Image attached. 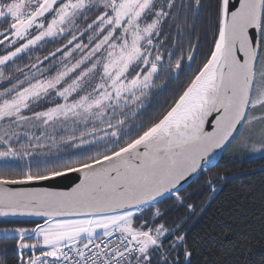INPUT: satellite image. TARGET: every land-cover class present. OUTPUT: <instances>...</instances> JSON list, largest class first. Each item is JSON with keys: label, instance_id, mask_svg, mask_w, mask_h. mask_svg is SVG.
I'll return each instance as SVG.
<instances>
[{"label": "snow or ice", "instance_id": "obj_1", "mask_svg": "<svg viewBox=\"0 0 264 264\" xmlns=\"http://www.w3.org/2000/svg\"><path fill=\"white\" fill-rule=\"evenodd\" d=\"M226 148L264 152V0H0V218L34 224L0 231L19 264H193L181 189ZM173 198L189 215L169 225Z\"/></svg>", "mask_w": 264, "mask_h": 264}, {"label": "trees", "instance_id": "obj_2", "mask_svg": "<svg viewBox=\"0 0 264 264\" xmlns=\"http://www.w3.org/2000/svg\"><path fill=\"white\" fill-rule=\"evenodd\" d=\"M197 33L202 53L206 48L202 25H198ZM187 45L185 40V48ZM192 67L195 70L196 65ZM185 77L182 73L179 80L162 84L156 90L161 94L153 99L145 115L170 104ZM218 177L223 179L216 184L218 191L213 195L206 181ZM186 189L181 191L185 203L195 206V214L184 224L188 243L195 250L193 264H264V157L250 160L226 152L214 169L203 172ZM159 207L169 225L189 215L186 208L175 206L174 198ZM33 226L31 222L0 221V231ZM19 255L14 239L0 237V261L19 264Z\"/></svg>", "mask_w": 264, "mask_h": 264}, {"label": "water", "instance_id": "obj_3", "mask_svg": "<svg viewBox=\"0 0 264 264\" xmlns=\"http://www.w3.org/2000/svg\"><path fill=\"white\" fill-rule=\"evenodd\" d=\"M228 151V149H219L217 150L213 156L210 159V165H205V167H209V170L214 169L218 163L221 161L223 155ZM203 172H201L199 174V176L202 174ZM196 180V179H195ZM195 180L193 179H189L188 182L184 183V187L181 189V191H183L184 189H186L187 187H189ZM75 182V174H73L71 177L69 178H61L58 181H53V182H44L46 184H51L55 190L58 191H67L69 190V188L73 185V183ZM1 222H28L27 220H25L24 218H10L8 220H6L5 218H0ZM19 252V250H18Z\"/></svg>", "mask_w": 264, "mask_h": 264}, {"label": "rangeland", "instance_id": "obj_4", "mask_svg": "<svg viewBox=\"0 0 264 264\" xmlns=\"http://www.w3.org/2000/svg\"><path fill=\"white\" fill-rule=\"evenodd\" d=\"M227 152L233 156H238L240 158L250 159V160L264 157V152L252 151L250 148L249 149H241V150L228 149Z\"/></svg>", "mask_w": 264, "mask_h": 264}, {"label": "flooded vegetation", "instance_id": "obj_5", "mask_svg": "<svg viewBox=\"0 0 264 264\" xmlns=\"http://www.w3.org/2000/svg\"><path fill=\"white\" fill-rule=\"evenodd\" d=\"M182 76V73L180 74V77ZM179 80V79H178ZM174 81H177V80H174ZM168 83V82H165V84Z\"/></svg>", "mask_w": 264, "mask_h": 264}]
</instances>
